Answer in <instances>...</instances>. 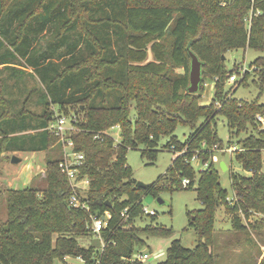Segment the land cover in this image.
I'll return each mask as SVG.
<instances>
[{
  "label": "trees",
  "instance_id": "trees-1",
  "mask_svg": "<svg viewBox=\"0 0 264 264\" xmlns=\"http://www.w3.org/2000/svg\"><path fill=\"white\" fill-rule=\"evenodd\" d=\"M0 47L6 50L0 65L22 61L42 87L45 107L34 128L41 132L29 138V150L53 145L57 149V156L46 163L44 189L6 191L0 264H67V259H80L81 264H143L129 261L145 244L142 237L173 233L136 225L146 216L143 197L164 191L196 187L203 208L188 214L198 244L187 249L175 240L158 264H216L212 248L218 207L230 216L236 232L246 231L243 221L249 216L264 217V129L256 120L264 117V104L229 98L223 92L232 74L225 66L228 52L251 49L264 55V0H0ZM148 52L153 60L147 62ZM189 52L202 63V83L203 77L214 81L207 105L200 104L202 83L196 94L187 92ZM250 67L252 72L245 71L234 83V93L249 84L259 95L264 93V56ZM249 73L252 80L247 83ZM49 105L57 107L56 112L48 110ZM74 105L77 112L67 118L70 127L78 129L70 138L73 151L83 156L78 179L89 181L81 196L88 211L68 204L73 192L59 168L61 144L48 131L57 113L63 117L66 107ZM218 116L225 120L228 143L237 148L234 160L246 173H230V202L212 162L214 146H222ZM12 119L6 108L0 110V152L24 142L8 137ZM178 124L191 133L185 143L176 137L168 141L165 148L177 154L176 159L150 187L136 188L125 161L127 151L143 146L141 156L154 161L159 139L171 136ZM114 127L119 128L120 144L106 133ZM241 134L246 137L233 143ZM195 157L207 164L197 178L191 163ZM183 180L189 182L186 187ZM105 213L110 215L106 227L95 234L91 217ZM251 228L259 235L264 219ZM91 237L101 245H79L78 239Z\"/></svg>",
  "mask_w": 264,
  "mask_h": 264
},
{
  "label": "rangeland",
  "instance_id": "rangeland-1",
  "mask_svg": "<svg viewBox=\"0 0 264 264\" xmlns=\"http://www.w3.org/2000/svg\"><path fill=\"white\" fill-rule=\"evenodd\" d=\"M245 23L248 26L249 22L245 20ZM4 52L6 50L0 47V56ZM261 56L264 55L251 49L233 50L224 56L225 66L232 73L223 87V92L227 93L226 96L247 102L257 100L259 104H264V93L259 95V91L251 84L246 87H244L245 85L237 87L234 93L236 87L234 83L242 78L245 71L252 72L250 63ZM152 60V54L148 52L147 62ZM22 63L20 60H12L7 65H0V110L6 108L8 116H13L12 123L7 127L8 137L13 136V139L24 138V142L16 146L13 144L8 150L0 152V224L7 219L6 191L23 190L29 187L37 190L44 189L46 187V163L57 156L56 145H53L48 150H29V147H31V142H28L29 138H32V136L37 138V135L41 132V130L34 128L38 125L36 117L42 113L45 106L44 101H42L43 91L40 83L32 75L31 69L25 67ZM174 71L179 72L180 70L174 69ZM249 74L247 83L252 80V73ZM231 76L236 77L234 83L229 81ZM213 86V80L204 79L203 77L200 104L207 105L211 102ZM57 109V107L52 105L48 107V110L54 112ZM76 109L77 106L75 105L66 107L65 114L67 116L63 115L62 117L67 121L64 137L67 140L78 132L77 128L70 127L67 118L71 114L76 113ZM21 113L24 114L20 115ZM57 115L60 117L61 114L57 113ZM130 118H135L134 110L130 112ZM216 120V130L219 139L222 141V146L221 149L218 147V150H213L212 162L219 172L221 187L228 192L226 200L230 202L233 197L229 180L230 173L234 172L244 175L246 173L234 160V152H227V147L232 144L228 143L230 138L228 137L225 120L220 116L216 117ZM202 122L203 120H200V123ZM106 133L113 138L116 144L121 143L118 127L109 129ZM190 133L188 127L178 124L171 136L161 137L158 141L157 155L154 161L141 156V152L145 149L143 146L133 150L129 149L126 153L125 161L132 171L133 179L136 182L151 184L164 176L177 157V154L165 148L168 141L171 137H176L178 141L185 143ZM249 133H251L250 130ZM244 137H246V134H241L236 140L232 139L233 143ZM58 141L60 144L64 142L61 138H58ZM21 147L23 148L20 149ZM61 150H63V146H61ZM222 153H224V156H221ZM12 157H16L20 161L17 164H12ZM262 160L264 168V151H262ZM220 162L225 163L227 167L225 172L219 168ZM191 163L197 178L199 172L203 170L202 164L199 159L192 160ZM142 206L149 211H154L155 218L152 220L150 216H143L141 220H137V227L144 228L153 225L171 229L173 232L169 237H142L145 244L137 249L136 254L146 253L149 255V259L144 261L145 264H158L164 261L167 248L175 240L180 241V244L187 249H193L198 244L196 230L189 225L190 217L188 215L203 208L197 199L196 187L183 191L160 192L157 197L144 196ZM261 219H264V217L258 214L249 216L248 219L243 221L246 231L236 232L232 230L230 216L226 214L223 208L218 207L214 216V227L217 234L212 248V252L216 257V264H260L261 262L264 264V228L259 229V235L251 228L253 224ZM78 243L83 247H88L89 245L100 246L101 240L97 237H91L78 239ZM67 262L69 264L79 263L76 259H68ZM55 264L60 263L55 262Z\"/></svg>",
  "mask_w": 264,
  "mask_h": 264
},
{
  "label": "built area",
  "instance_id": "built-area-1",
  "mask_svg": "<svg viewBox=\"0 0 264 264\" xmlns=\"http://www.w3.org/2000/svg\"><path fill=\"white\" fill-rule=\"evenodd\" d=\"M229 81L231 83H234L236 81V77L231 76L229 78ZM256 120L259 122L262 129H264V117L256 116ZM66 123L67 121L64 118L56 116L55 120L49 125L48 131L53 133L58 138H61L62 141L64 140V142L61 143V146H63V150H62V160L59 163V168L61 172L65 174L72 188L73 193L68 200V204L73 208H80L81 210L88 211L87 202L82 200L81 196L82 195L84 196V194L87 192L89 181L85 178L78 179V167L82 165L83 156L73 151V142L71 141V139L68 138L67 140L64 138L65 133H66V126H65ZM216 149L218 150V147L214 146L213 150H216ZM236 150L237 149L235 147H231V146L227 147V152L229 153L235 152ZM195 159L196 157L193 158V160ZM202 167L203 169L206 168L207 164L202 165ZM263 171H264V168H263ZM188 184H189L188 180L182 181L183 187H186ZM142 212L148 216H155L154 211H149L146 208H143ZM125 213L126 211L122 213L123 217ZM109 217L110 215L108 213H105L102 217H95V216L91 217L92 231L95 234H99L101 230H103L106 227V221ZM148 259H149V255L146 253H143V254L132 255L129 261L130 262H141L145 264L144 261H147ZM76 260H78L79 262L77 264L82 263L80 259H76Z\"/></svg>",
  "mask_w": 264,
  "mask_h": 264
},
{
  "label": "water",
  "instance_id": "water-1",
  "mask_svg": "<svg viewBox=\"0 0 264 264\" xmlns=\"http://www.w3.org/2000/svg\"><path fill=\"white\" fill-rule=\"evenodd\" d=\"M190 57V68H189V86L187 89V92L189 94H196L199 91V87L202 83V75H201V67L202 63L198 60V58L191 52H189ZM224 59V58H223ZM221 156H224V153L221 154ZM20 160L16 157H12L11 163L17 164ZM219 168L225 172L227 170V167L225 166L224 162L219 163ZM151 184H144L142 182H136V188L140 189H146L150 187ZM160 203L162 201L159 200Z\"/></svg>",
  "mask_w": 264,
  "mask_h": 264
}]
</instances>
